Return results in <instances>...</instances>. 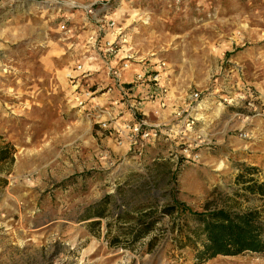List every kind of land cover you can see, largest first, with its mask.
Instances as JSON below:
<instances>
[{
	"label": "rangeland",
	"instance_id": "rangeland-1",
	"mask_svg": "<svg viewBox=\"0 0 264 264\" xmlns=\"http://www.w3.org/2000/svg\"><path fill=\"white\" fill-rule=\"evenodd\" d=\"M39 1L0 0V135L3 136L0 147L11 143L16 150L12 163L0 162V179L12 174L21 155L46 156L48 147V158L59 156L62 149L59 134L67 128L65 124L78 119L93 121L89 110H84L87 106L76 108L69 100L64 77L65 70L81 54V45H77L81 22H76L75 15L82 9L60 10L54 6L65 13L54 19V7ZM107 2L108 14L116 12L119 26L130 34L125 47L132 49L137 61L143 60L134 64L163 60L168 85L174 80L184 94L213 92L216 98L217 102L204 111H192L197 121L189 132L184 131L185 123L192 118L189 109H180L177 114L178 138L173 148L169 143L171 149L166 150V155L174 157L180 165L185 163V174L176 169L167 181L165 177L159 180V175L151 170L148 172V183H157L155 189H150L151 196L159 199L153 206L157 215L169 204L167 198L175 197L181 207L173 215L162 216L149 238L130 247L118 246L114 256L108 255L111 252L108 241L105 249V245L98 244L93 253H75L61 261L62 250L51 248L42 230L34 227L40 216L31 212L32 207L9 203L8 179L6 183L0 180V264H264V253L253 252L200 261L197 250L202 247L204 236H196V215L215 209L231 212L254 209L264 221V196L251 193L248 188L264 180V138L241 141L239 135L244 130L231 131L226 146L221 137L220 116L221 96L226 92L223 74L231 59L244 67L250 83L264 90V0ZM28 23L34 25L36 37L29 33ZM235 108L229 109L231 115L226 120L237 126L238 120L241 124L242 117L250 116L244 109ZM235 111L241 114L239 119ZM133 118L145 117L138 111ZM179 131L187 136L181 137ZM119 140L123 139L117 136ZM243 144L247 145V153L239 148ZM185 145H190L191 157L184 154ZM103 151L101 158L109 161L110 156ZM145 154V148L141 155L128 153L136 163L133 169L146 168L142 161ZM37 165L40 162L34 160L26 169ZM114 166L128 168L123 158H118ZM123 197L118 194L117 213L128 208ZM99 229L93 226L91 231L98 234ZM151 237L155 239L152 248L148 243ZM99 240L98 236L94 243L97 245Z\"/></svg>",
	"mask_w": 264,
	"mask_h": 264
},
{
	"label": "crops",
	"instance_id": "crops-1",
	"mask_svg": "<svg viewBox=\"0 0 264 264\" xmlns=\"http://www.w3.org/2000/svg\"><path fill=\"white\" fill-rule=\"evenodd\" d=\"M52 9L55 11L54 19L65 15L55 7ZM108 13L106 9L101 11L100 18L104 20L116 18V12ZM75 20L81 22V34L78 37L79 43H77L81 45V54L76 63L65 70L64 77L66 79L68 71L74 70L79 63H83L84 69L90 72L88 77L82 79L79 84L66 79L68 94L69 97L71 96L69 100L73 102V106L78 108L75 97L84 89L95 85L92 90L98 94L99 102L103 105H112L113 100L121 96V93L116 86L111 91H106L108 86H113L107 74V67L108 65L120 66L121 56L127 47L124 45L118 56L107 53L103 43L110 38V30L106 23L103 32H99L100 24L97 19L83 10L76 13ZM28 26L29 33L36 37L34 25L28 23ZM50 30H52L51 27ZM92 35L98 37L97 44L92 43L90 39ZM46 36L47 33L44 35L45 39ZM77 51L79 53V50ZM232 60L228 62L223 74V83L226 87L223 95L226 93L235 95L241 87H248L252 96H261L262 101L257 99L256 103L258 109H264V90L250 83L246 78L244 67L238 61L236 63L233 60L234 63ZM142 67V64H133L130 69L124 71L122 82L128 87L129 98L124 104L113 106L118 118L115 123L109 124L108 129H101L94 120H72L71 123L65 124L66 129L60 131L59 140L62 149L59 156L56 154L55 157L48 158V147H46V156L21 155L20 160L16 159V164L11 170L12 174L7 178L6 200L15 206L32 207L31 212L40 216L34 227L42 230L41 234L45 235L46 242H50L51 248L58 247L62 250L61 261L71 258L75 253L83 255L93 253L97 250L98 244L101 247L105 245L103 248L105 249L108 247V241V248L111 250L108 255L114 256L116 253L114 250L118 246L121 245V248L125 246L123 239L130 240L133 237L132 230L137 231L139 228L134 216L145 212L144 207L159 201L158 198L151 196L150 189H155L157 183L156 181L151 185L148 183V172L151 170L159 175V180L165 177L167 181L172 179L176 169H181L179 172L181 175L185 174L186 164L180 165L174 157L166 155V150L171 149L169 143L172 148L176 143L178 137L175 127L179 120L177 114L180 109L188 108L189 94L178 90L179 87L174 80L168 85L166 73L162 76V81L158 86L151 81L132 84L135 73ZM164 88L166 92L163 91ZM202 98L204 102V107L200 109L202 111L217 102L216 98L209 97L208 93H203ZM162 101L164 105H161ZM220 104L223 124L221 137L222 141L227 143L226 146H229L231 131L242 132L244 130L247 135L246 137L239 135V140L264 138L263 117H242L241 124L238 120V125L235 126L226 120L231 115L229 109L235 106ZM131 106L138 107L150 125H161L160 130L163 136H168L157 141L150 139L147 142L145 158L142 160L145 169H133L136 163L133 161V156H127L130 152L128 142L117 141L118 131L123 132L125 123L134 120ZM241 108L237 107V109ZM87 109L91 110V101H88L84 110ZM244 111L247 112V110ZM190 114L193 113L190 112ZM234 115L238 116V119L241 116L237 111ZM171 127L172 131L169 130ZM239 148L242 153H247L246 144ZM102 150H105L103 152L108 154L109 159L114 163L101 158ZM86 158L88 159L87 165ZM118 158L125 159L128 164L127 169L114 166ZM34 160L40 162V165L33 169H26L27 164ZM158 183L160 184V181ZM118 194H123L124 205L128 206L120 213L116 211L119 204ZM166 200L169 203L176 202L175 197ZM93 226L100 228L98 234L91 231ZM98 236L101 242L99 240L96 245L94 239ZM149 236L150 234H146L141 240Z\"/></svg>",
	"mask_w": 264,
	"mask_h": 264
},
{
	"label": "built area",
	"instance_id": "built-area-1",
	"mask_svg": "<svg viewBox=\"0 0 264 264\" xmlns=\"http://www.w3.org/2000/svg\"><path fill=\"white\" fill-rule=\"evenodd\" d=\"M39 2L49 4L50 6H57L60 10L70 9H82L88 15H91L97 22L100 24L98 27L99 32H103L104 24L106 23L107 28L110 30V38L105 40L103 43L104 50L112 54L113 56L120 55V51L123 49L124 45L129 42L128 31L119 26V23L116 19H101L99 13L104 11L108 7L107 1H94V2H85V0H40ZM63 27H65V23H63ZM92 43H98V37L92 35L90 37ZM121 64L120 66H111L107 67V74L109 78L112 80L113 86H108L106 91H111L114 86L118 87L121 93V96L113 100L112 105H103L97 99V93L93 91L91 88L84 89L81 93H79L75 97V101L77 106L80 108H85L87 106L88 101H91V111H89V115L93 118L94 121L100 126L101 129H108L110 123H115L117 121V115L114 113L113 106L124 104L128 95V87L124 85L122 82L123 73L125 70L130 69L135 62H143L137 61L138 58L133 54L132 49L127 47L124 50V54L121 56ZM150 64V65H149ZM144 63L143 67L140 71L136 72L134 75V79L132 84L137 83H146V82H154L157 86L162 81V76L164 70L166 68V63L163 60H158L153 63ZM80 71L79 73H76ZM89 70L84 69V64L79 63L75 67L74 70H70L67 73V78L70 81H75V83L79 84L80 81L89 75ZM166 92L167 90L164 88L163 90ZM213 92L208 93L209 97L212 96ZM189 103L188 109L189 113L195 111V109H202L204 107V102L202 101V93L199 91H194L189 94ZM257 99L261 100L260 95L252 96L251 91L248 87H243L235 95H231L226 93V95L221 96V102L226 105H232L235 107H242L244 110H247L249 116H258L264 118V109H258L257 107ZM161 105H164V102H161ZM133 115L137 116L138 111L140 109L138 107H133ZM191 115V114H189ZM191 119L185 123L184 131L189 132L194 128L195 122L197 118L191 115ZM161 125H150L147 119L141 118L133 121H128L125 123L123 127V132L118 131V135L124 141H127L129 144V151L136 152V154H143L144 148L147 142L150 139L153 140H161L164 134L160 130ZM172 131V127L169 129ZM179 135L185 138L187 135L181 133L179 131ZM242 137H246V133L240 134ZM123 140H119L122 142ZM191 147L190 145H185L183 147L184 154H187L188 157H191ZM198 155H193V158H197Z\"/></svg>",
	"mask_w": 264,
	"mask_h": 264
},
{
	"label": "trees",
	"instance_id": "trees-1",
	"mask_svg": "<svg viewBox=\"0 0 264 264\" xmlns=\"http://www.w3.org/2000/svg\"><path fill=\"white\" fill-rule=\"evenodd\" d=\"M0 137H3L0 135ZM15 147L11 143H6L0 147V162L14 161ZM4 183L7 178L0 179ZM251 193L264 196V180L256 181L248 186ZM179 203H169L165 205L159 215L153 209L157 202L150 204L145 212L134 216L137 231L132 230L133 237L130 240L123 239L125 246H129L140 241L146 234H151L162 216L173 215L180 205ZM179 206V207H178ZM185 207L181 210L184 211ZM198 229L196 236H204L202 247L197 250V258L200 261L213 258L218 255L236 256L245 252L264 253V221L257 210L244 212H231L224 209H215L206 213L196 215ZM155 239L151 237L149 246L152 248Z\"/></svg>",
	"mask_w": 264,
	"mask_h": 264
}]
</instances>
